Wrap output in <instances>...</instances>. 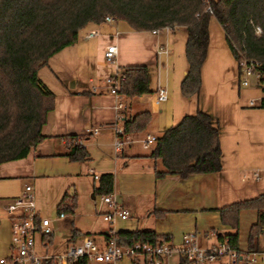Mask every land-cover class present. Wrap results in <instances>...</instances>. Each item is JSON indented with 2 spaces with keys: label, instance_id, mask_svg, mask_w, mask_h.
Returning <instances> with one entry per match:
<instances>
[{
  "label": "crops",
  "instance_id": "crops-1",
  "mask_svg": "<svg viewBox=\"0 0 264 264\" xmlns=\"http://www.w3.org/2000/svg\"><path fill=\"white\" fill-rule=\"evenodd\" d=\"M85 27H88V32L95 31L94 36L99 34L104 44L100 48L93 47L90 39L94 36L86 38V32L73 44L49 57L59 58L50 65L52 78L47 86L54 98L52 110L46 114L40 128L44 138L30 148L24 158L0 163V200L5 203L17 196L27 181L31 183L51 177L61 179L59 186L50 192L49 199L57 204L64 193L74 194L76 203L72 214L59 218L66 222L64 228L68 235L64 236L65 240L72 228L79 231L76 240L86 235L104 238L103 234L110 229L113 232L152 230L169 237L173 243L179 242L184 233L211 231L214 235L206 241L199 238L200 246H206L215 243L218 236L233 233V229L220 223L217 209L264 193V107H259L262 97H248L239 89L238 93L235 92L232 87L235 76L229 79L219 76L222 69L225 72L223 77L236 73L235 59L220 25L213 17L209 18L199 91L197 96L191 97L181 94L176 97L173 90L175 85L178 89L186 70V66H181L179 49L175 50L176 44L177 48L179 43L183 46L184 27L156 32L134 31L125 22L115 20ZM107 45L115 46V64L110 65L111 74L116 67L122 69L127 65L144 64L151 68V93L125 98L108 92L103 83L107 75L101 77L98 70L99 66L106 65L102 52ZM165 63L171 64V72L166 73ZM80 71L85 73L81 76ZM237 86H240L239 81ZM158 87H164L168 93L165 100L154 105L153 93ZM169 95L174 100V107L167 111L165 103ZM250 99H253V104H250ZM118 102L125 105L122 117L147 111L149 120L139 133L129 135V141L120 151H115L112 126H121L115 108ZM197 110L207 113L217 126L220 169L185 178L169 175L155 178L153 171L159 168V162L148 156L152 144L143 147L141 139L147 134L156 137L167 128V114L171 115V120H180ZM76 140L81 141L87 152L84 161H70L65 156L68 147ZM106 172L113 175L111 198L128 211L126 218L115 216L111 223L102 219L103 214L110 212V207L100 203L99 196L93 194L95 180L92 175ZM255 173L259 178L254 176ZM11 181L17 183L14 192L7 190ZM34 202L40 216L39 202ZM99 216L101 222L98 223L96 219ZM256 218V210L240 211L238 248L247 249L248 231ZM8 227L10 238V221ZM240 235L245 245H241ZM263 240L259 238V245ZM171 257L178 264L176 255L168 257L165 264ZM114 264L143 263L121 259Z\"/></svg>",
  "mask_w": 264,
  "mask_h": 264
},
{
  "label": "trees",
  "instance_id": "trees-1",
  "mask_svg": "<svg viewBox=\"0 0 264 264\" xmlns=\"http://www.w3.org/2000/svg\"><path fill=\"white\" fill-rule=\"evenodd\" d=\"M105 16L125 22L134 31L184 27L186 70L179 82V92L184 97L197 96L199 91L210 17L220 25L236 61L242 56L264 65V0H0V163L24 158L44 138L40 128L52 110L54 96L37 78V68L46 64L51 55L73 44L85 25H98ZM121 70L124 79L118 93L122 97L152 92L149 66L127 65ZM261 89L264 93V86ZM259 107H264V96ZM148 120L149 113L141 111L122 117L121 126L124 133L135 134ZM65 156L70 161H84L87 152L81 144H71ZM148 156L159 162V168L153 171L155 178L216 172L220 169L217 126L203 111L184 115L155 137ZM112 185L113 175L101 173L94 181L93 194L109 195ZM75 204V195L64 193L56 204L57 216L72 214ZM244 209L257 212L247 239V249L254 250L264 225V193L217 209L220 223L234 230L218 236V240L225 238L238 247L239 213ZM79 235L72 228L66 243ZM163 238L167 236L152 230L115 232L118 245L155 244ZM41 264H51V260ZM71 264L86 263L79 258ZM178 264L187 262L179 258Z\"/></svg>",
  "mask_w": 264,
  "mask_h": 264
},
{
  "label": "built area",
  "instance_id": "built-area-1",
  "mask_svg": "<svg viewBox=\"0 0 264 264\" xmlns=\"http://www.w3.org/2000/svg\"><path fill=\"white\" fill-rule=\"evenodd\" d=\"M207 9V8H206ZM109 16L103 18V22H111ZM167 29V28H163ZM158 30H153L156 32ZM256 32L260 29L257 27ZM96 34L90 31L85 34L86 38ZM161 50H158V53ZM102 59L109 65L115 64V46L107 45L102 52ZM238 81L241 86H248L250 77L254 78L257 85L264 86V65L255 59L240 57L237 59ZM124 79L122 70L118 67L111 75H107L103 83L108 92L115 97L121 96L118 93L120 82ZM166 98V90L158 87L153 93V104L158 105ZM253 104V99H250ZM118 111L117 120L121 121V111L125 109L122 103H116ZM113 130V149L120 151L129 141L130 134L124 133L122 126L114 124ZM96 131V129H93ZM155 141V136L145 135L141 139L143 147H148ZM81 144L80 140L73 141ZM254 176L259 178V174ZM97 179V175H92ZM99 202L110 207V212L103 214L102 219L111 223L115 216L124 219L128 216V211L119 206L109 195L99 196ZM4 211L10 221V238L8 253L0 256V264H41L43 260H51V264H71L79 258H83L86 264L102 263L114 264L121 259H129L132 262L140 260L143 264H165L171 255L183 258L187 264H264V240L262 245L254 250L240 249L232 246L225 238L217 240L215 243L200 246L199 238L206 241L213 232H189L182 234L180 241L173 243L169 237L163 238L158 243L134 242L129 245H118L115 240V232L111 229L106 233L105 238L96 239L93 236H82L79 240L68 242L60 252H47L51 244L52 229L49 220L38 215L35 209L33 187L25 182L19 194L7 200ZM60 214L58 217H63ZM201 235V236H200ZM264 239V225L261 235ZM38 242L42 253L35 252V244Z\"/></svg>",
  "mask_w": 264,
  "mask_h": 264
},
{
  "label": "rangeland",
  "instance_id": "rangeland-1",
  "mask_svg": "<svg viewBox=\"0 0 264 264\" xmlns=\"http://www.w3.org/2000/svg\"><path fill=\"white\" fill-rule=\"evenodd\" d=\"M88 32V27L82 28L79 32H78V36H82L84 33ZM91 43L93 44V47H97L100 48L102 46V44H104V39H102V37H100L99 34H97L96 36H94L92 39H90ZM185 41V40H184ZM97 44V45H96ZM177 45V44H176ZM175 45V50L177 51V49H179V58H180V62H181V66H186V61L184 58V54H183V47H184V42H183V46L182 44L179 43V48H177V46ZM182 47V50H181ZM175 51V52H176ZM65 52V51H64ZM61 54V53H59ZM59 56V55H57ZM56 58L59 57H52L51 59H47L46 64L39 66L36 70V75L37 78L42 82V84H44L47 89H48V81L49 79L52 78L51 76V62H54ZM54 60V61H53ZM177 63L174 64V66L176 67ZM234 69L236 70V73H229L228 76L223 77V75L225 74L224 70L222 69L219 73V76L224 79V78H228L230 76H235V78L233 79L234 81V85H232V87H234L235 92L238 93V89L242 92H246L244 94H246V96L248 97H262L264 96V93L261 89V86L257 85L256 81L254 78L250 77L249 79V85L248 86H237V81H238V75H237V62L235 59V65ZM166 67V68H165ZM110 65L108 63H106V65H102L99 66L98 70L101 72L100 76L103 77L105 75L111 74L112 71L110 69ZM167 72H171V64H166L163 67ZM162 69V70H164ZM85 72L80 71L79 75H83ZM234 74V75H233ZM51 77V78H50ZM155 79V77H154ZM153 79V80H154ZM68 85H70V83L68 82ZM173 85V84H172ZM164 88V87H163ZM165 89V88H164ZM166 93H168L167 89ZM173 90H175V95L176 97L180 96V92H179V85H178V89H176V85L175 87L173 86ZM170 94V93H169ZM170 97V95H169ZM167 104V111L172 109L174 107V100L170 98H168L167 102L165 103ZM163 112L166 111L165 109L162 110ZM179 121V118H176L174 120H171V115L167 114L166 115V126L165 127H169L172 125H175L177 122ZM16 181H11L9 182V187H8V191L9 192H14L17 190V183H15ZM30 183V181H27ZM59 182H61V179L59 178H44L40 180H33L30 184L33 187V191H34V200H36V202H39L40 205V210H39V214L42 217H45L49 220L50 224L49 226L53 229V235L51 237V244L50 246L47 248V252H60L62 251L64 245H65V235H68V230L64 228V223H66L65 221H61L59 219V217L56 214V203L54 204L50 199H49V194L52 190L55 189V187L59 186ZM20 192V190H19ZM89 197V196H88ZM1 201V206H0V256H4L7 252V246H8V242H9V218L7 217L5 211H4V207L6 202L4 203V200H0ZM96 220H98L97 222H101V217L99 216V218H97ZM240 243L241 245H245L244 242V238L243 236L240 235ZM35 252L37 254H40L43 252V250L40 248L38 242H36L35 244ZM175 260L173 257H171L170 259L167 260V264H175L174 263ZM210 264H215V263H210Z\"/></svg>",
  "mask_w": 264,
  "mask_h": 264
},
{
  "label": "water",
  "instance_id": "water-1",
  "mask_svg": "<svg viewBox=\"0 0 264 264\" xmlns=\"http://www.w3.org/2000/svg\"><path fill=\"white\" fill-rule=\"evenodd\" d=\"M91 197H92V195H91Z\"/></svg>",
  "mask_w": 264,
  "mask_h": 264
}]
</instances>
